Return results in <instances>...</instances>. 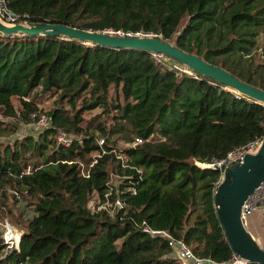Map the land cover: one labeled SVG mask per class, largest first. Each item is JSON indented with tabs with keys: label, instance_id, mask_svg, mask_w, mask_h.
I'll list each match as a JSON object with an SVG mask.
<instances>
[{
	"label": "trees",
	"instance_id": "obj_1",
	"mask_svg": "<svg viewBox=\"0 0 264 264\" xmlns=\"http://www.w3.org/2000/svg\"><path fill=\"white\" fill-rule=\"evenodd\" d=\"M4 2L21 22L174 36L179 49L264 90V60H255L264 58V40H258L264 37V0ZM37 94L53 97L51 122L81 142L57 147L45 128L1 148L0 219L21 234L18 251L2 255L0 244V264H177L167 242L143 232L141 223L182 238L197 256H230L212 201L220 171L201 163L262 138L264 105L195 72L174 71L145 51L0 34V112L14 116L15 97L17 118L29 122L36 111L30 96ZM94 109L102 120L82 126L83 114ZM105 120L115 123L106 126ZM114 133L132 143L123 163L110 146ZM24 152L35 163H23ZM90 162L83 177L80 163L87 168ZM26 168L29 173L19 176ZM105 194L110 202L119 197L123 207L97 209ZM19 199L34 213L14 224L11 207ZM260 212L264 220V205Z\"/></svg>",
	"mask_w": 264,
	"mask_h": 264
},
{
	"label": "water",
	"instance_id": "obj_2",
	"mask_svg": "<svg viewBox=\"0 0 264 264\" xmlns=\"http://www.w3.org/2000/svg\"><path fill=\"white\" fill-rule=\"evenodd\" d=\"M1 35L55 36L75 39L83 44L113 49H136L159 54L226 89L264 105V90L241 81L225 69L210 64L194 53L179 49L174 43L158 35L119 34L75 28L61 23L42 21L6 25L0 21ZM264 180V136L253 153H244L222 169L212 194L216 217L231 251L245 262L264 264V249L250 235L240 219L241 206L253 190Z\"/></svg>",
	"mask_w": 264,
	"mask_h": 264
},
{
	"label": "built area",
	"instance_id": "obj_3",
	"mask_svg": "<svg viewBox=\"0 0 264 264\" xmlns=\"http://www.w3.org/2000/svg\"><path fill=\"white\" fill-rule=\"evenodd\" d=\"M23 19V16L16 14L9 10L6 5L4 0H0V21L6 25H13L16 23H25L21 22ZM113 32V31H109ZM119 34H139V35H149V33H123L120 31H116ZM153 56L156 58V61L159 62H165L168 67L174 71L177 72H183L186 74H192L186 67L177 64V63H172L170 62L169 59L166 61H163L160 59L161 55L159 54H153ZM29 118L31 121H34L35 124L40 128V129H45V128H50L53 131V142L54 145L57 147H68L72 142H81L80 137L71 132L68 131L62 127H57L51 122V118L49 115H44V114H37L35 112H30L29 113ZM0 120L3 121H9L10 116L9 115H4L0 112ZM97 144L100 146L103 143V139L101 138H95ZM261 138H256L252 141L247 142L243 146L234 148L233 150L227 152L223 158L217 159V160H211L207 163H201L204 166H207L212 169H218L221 171L223 167L230 162L231 160L234 159H239L241 160L242 156L244 153H253L257 146L259 145ZM140 140L135 139L134 143L139 142ZM118 158H120L117 155ZM121 162L123 163L122 158H120ZM70 163V162H68ZM92 162H90L87 165V168H84L83 164L80 163V168H81V175L83 177H86L88 174V168L91 166ZM29 173V170L22 169L20 171V175ZM16 198H18V194L15 191H11ZM108 194L104 195V200L103 202L97 206V209L103 208L108 212H111L113 210H119L123 207V203L119 197H116L112 202L109 201L107 198ZM264 205V180L253 190V192L248 195L246 200L241 206L240 210V219L243 224L246 223V219L249 215H251L254 211H261V208ZM141 230L149 235L152 236H159L162 239H164L169 248H170V256L178 259L185 264H243L245 263L244 260L238 258L233 252H231L230 256L227 259L223 260H216L212 259L210 257H200L194 254L190 247L183 241L182 238H174L170 234H168L164 230H155L151 229L147 225H144L141 223L139 225ZM21 231L17 229L13 224L9 222L8 219L2 218L0 219V244L2 247V255H6L12 250L18 251V242H19V237H20Z\"/></svg>",
	"mask_w": 264,
	"mask_h": 264
},
{
	"label": "rangeland",
	"instance_id": "obj_4",
	"mask_svg": "<svg viewBox=\"0 0 264 264\" xmlns=\"http://www.w3.org/2000/svg\"><path fill=\"white\" fill-rule=\"evenodd\" d=\"M261 35L264 36V32H262ZM173 37L167 41L173 43ZM258 40L261 42L264 40V37L262 38V36H260L258 38ZM160 57H161L160 59L167 62V59L164 56L161 55ZM255 60L260 62V61L264 60V58L260 57V58H256ZM35 92H36V90H35ZM53 100H54L53 97L51 98L50 96H47L46 94L45 95L44 94H37V95H31L30 96V101L35 106L36 111H34V112L37 114L46 115L54 103ZM11 103L14 107L15 115L10 116L9 122L6 121L7 123H1L0 122V150L4 145L11 144V142L13 140H20V138H22L25 135H30V136L36 137L37 133L41 130L35 124L34 121L24 122V121H21L20 118H17V117H19V112L21 110L20 103H19L17 98H15V97L11 98ZM82 118H83V121L81 123L82 126H86L87 123L90 122V126L94 127L95 123L97 121H101L103 116H101L98 109H94V110H91L87 113H84ZM114 123L115 122H113V121L105 120L106 126L112 127ZM11 125H13V127H14L13 132L9 131L11 128ZM93 137L101 138L99 132L96 130L93 133ZM110 141H111L110 146L112 148H114L115 154L118 155L120 158H122V160H125V157L123 155V150L125 148H127L128 146H132V143L126 137H123L121 135V133H114L112 136H110ZM94 155H95L94 153H90L88 155H85L81 162L84 163L83 161H85L89 157H93ZM22 162L23 163L25 162V164L27 163L29 165H32L33 163H35L33 158L30 159L28 157V152L23 153ZM111 184L114 187H116L118 184V179L113 177L111 179ZM92 204H94V198H92L89 202L90 206ZM11 212H12V214H11L10 220L13 223H14V221H16L19 224H22L27 218L31 217L34 213L32 205L29 202H27L26 200H22V199L14 200L13 205L11 207ZM244 226L246 227V223L244 224ZM263 232H264V227H263ZM257 243L260 247H262L264 249V242L263 241L257 240ZM177 264H183V262L177 261Z\"/></svg>",
	"mask_w": 264,
	"mask_h": 264
},
{
	"label": "crops",
	"instance_id": "obj_5",
	"mask_svg": "<svg viewBox=\"0 0 264 264\" xmlns=\"http://www.w3.org/2000/svg\"><path fill=\"white\" fill-rule=\"evenodd\" d=\"M264 220L260 211H254L246 219V229L250 235L256 240L264 242Z\"/></svg>",
	"mask_w": 264,
	"mask_h": 264
}]
</instances>
